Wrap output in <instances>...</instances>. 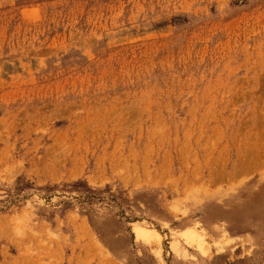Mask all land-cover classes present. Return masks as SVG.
Returning <instances> with one entry per match:
<instances>
[{
    "label": "rangeland",
    "instance_id": "rangeland-1",
    "mask_svg": "<svg viewBox=\"0 0 264 264\" xmlns=\"http://www.w3.org/2000/svg\"><path fill=\"white\" fill-rule=\"evenodd\" d=\"M0 264H264V0H0Z\"/></svg>",
    "mask_w": 264,
    "mask_h": 264
},
{
    "label": "bare ground",
    "instance_id": "bare-ground-1",
    "mask_svg": "<svg viewBox=\"0 0 264 264\" xmlns=\"http://www.w3.org/2000/svg\"><path fill=\"white\" fill-rule=\"evenodd\" d=\"M132 110V109H131ZM130 115V114H129ZM132 115V114H131ZM130 115V116H131ZM135 116V115H134ZM136 117V116H135ZM137 118V117H136ZM129 119H130V117H129ZM135 119V118H134ZM157 119V118H156ZM92 120V119H91ZM155 120V119H154ZM127 121V120H126ZM133 123V121H130V123ZM139 123V122H138ZM124 125H125V123H124ZM84 126V125H83ZM79 127V126H78ZM83 130V129H82ZM131 130V129H130ZM158 131V130H157ZM152 133V132H151ZM151 137H153V136H151ZM157 142V141H156ZM132 152V151H131ZM148 154V153H147ZM111 163V162H110ZM144 169V168H143ZM147 172V171H146ZM129 173V172H128ZM144 173V172H143ZM130 174V173H129ZM138 235L139 236H142L143 235V233H142V231H138Z\"/></svg>",
    "mask_w": 264,
    "mask_h": 264
}]
</instances>
